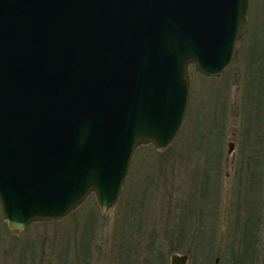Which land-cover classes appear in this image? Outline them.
I'll use <instances>...</instances> for the list:
<instances>
[{"label": "water", "instance_id": "1", "mask_svg": "<svg viewBox=\"0 0 264 264\" xmlns=\"http://www.w3.org/2000/svg\"><path fill=\"white\" fill-rule=\"evenodd\" d=\"M249 4L0 0V205L9 229L61 220L91 193L103 214L116 206L136 148L165 150L181 132L191 67L217 78L230 65Z\"/></svg>", "mask_w": 264, "mask_h": 264}, {"label": "rangeland", "instance_id": "2", "mask_svg": "<svg viewBox=\"0 0 264 264\" xmlns=\"http://www.w3.org/2000/svg\"><path fill=\"white\" fill-rule=\"evenodd\" d=\"M190 76L181 132L165 150L136 148L106 214L91 194L67 217L14 233L0 205V264H171L174 255L187 264H261L264 0H250L227 69L206 78L192 68Z\"/></svg>", "mask_w": 264, "mask_h": 264}, {"label": "flooded vegetation", "instance_id": "3", "mask_svg": "<svg viewBox=\"0 0 264 264\" xmlns=\"http://www.w3.org/2000/svg\"><path fill=\"white\" fill-rule=\"evenodd\" d=\"M263 258V259H262ZM261 259H262V261H261V264H264V256L262 257ZM260 264V263H259Z\"/></svg>", "mask_w": 264, "mask_h": 264}]
</instances>
